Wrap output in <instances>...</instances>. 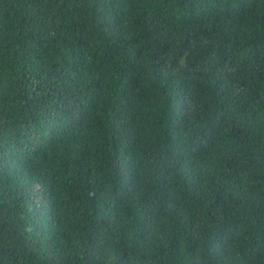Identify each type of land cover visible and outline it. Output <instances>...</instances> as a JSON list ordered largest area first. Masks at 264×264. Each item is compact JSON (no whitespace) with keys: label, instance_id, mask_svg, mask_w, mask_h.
<instances>
[{"label":"trees","instance_id":"1","mask_svg":"<svg viewBox=\"0 0 264 264\" xmlns=\"http://www.w3.org/2000/svg\"><path fill=\"white\" fill-rule=\"evenodd\" d=\"M0 264H264V0H0Z\"/></svg>","mask_w":264,"mask_h":264}]
</instances>
